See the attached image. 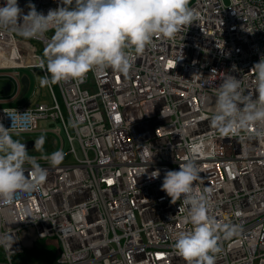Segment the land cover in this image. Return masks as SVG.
Segmentation results:
<instances>
[{"label": "built area", "instance_id": "2783aa9c", "mask_svg": "<svg viewBox=\"0 0 264 264\" xmlns=\"http://www.w3.org/2000/svg\"><path fill=\"white\" fill-rule=\"evenodd\" d=\"M61 3L74 6V0H17L23 15L29 4L46 15ZM188 7L195 19L175 37L156 35L143 51L129 50L135 60L128 74L90 71L55 84L59 99L48 84L47 102L34 86L33 103L0 107L5 128L10 109L32 114L30 129L19 134L38 133V122L50 119L63 151L57 165L30 155L47 170L46 180L0 205V237H11L0 243V264H40L14 258L49 238L59 245L52 264H185L174 237L192 226L184 223L183 201L172 203L161 185L190 156L209 215L240 226L230 238L221 234L215 264H264V129L225 136L210 120L224 75L252 94L250 69L264 57V0H189ZM50 39L0 28V71L40 68L34 42L45 52ZM8 75L15 100L21 77ZM30 168L25 164L29 177Z\"/></svg>", "mask_w": 264, "mask_h": 264}, {"label": "clouds", "instance_id": "9594fccd", "mask_svg": "<svg viewBox=\"0 0 264 264\" xmlns=\"http://www.w3.org/2000/svg\"><path fill=\"white\" fill-rule=\"evenodd\" d=\"M61 4L46 15L39 13L33 4L28 5L29 11L23 15L17 0H5L4 6H0V28L11 27L26 39L53 31L44 56L38 62L46 73L41 78L45 85L80 80L90 71L102 72L109 68L126 75L135 60V56L129 54L130 49L143 51L156 35L173 38L195 19L188 7L189 0H74L71 7ZM250 72L253 77L251 95L245 94L240 79L232 75H224L217 89L210 120L225 136L240 135L257 125L264 129V57ZM5 113L11 126L5 128L0 124V205H11L18 193L38 190L46 180L47 170L9 131L13 129L19 134L30 129L34 120L32 114L28 110L19 113L15 108ZM44 141L45 137L40 136L34 147L39 145L42 149ZM42 158L57 165L63 159V151L57 150ZM25 164L31 166V177L25 175ZM158 176V170L150 174L153 179ZM198 178V168L190 156L179 165L178 171L165 173L161 190L172 203L183 201L184 223L192 226L175 234L176 253L185 264H215V254L221 251L218 243L221 234L230 238L238 234L240 226L219 223L209 215L208 195L195 185ZM7 240L11 237H0V243ZM12 243L5 246L10 250Z\"/></svg>", "mask_w": 264, "mask_h": 264}, {"label": "rangeland", "instance_id": "374dc122", "mask_svg": "<svg viewBox=\"0 0 264 264\" xmlns=\"http://www.w3.org/2000/svg\"><path fill=\"white\" fill-rule=\"evenodd\" d=\"M227 0H224V2H226ZM53 31H48L45 33V35L49 38H51L53 36ZM34 44L37 47V53L40 56V58H43L44 56V50L42 48V46L38 43V42H34ZM3 73H6V76H3L4 78V82L6 83H12V76L8 75L11 72H17L20 77L22 75H26L28 80H29V89L28 91L22 96V97H18L17 99H15L14 101H12L10 104H6L7 106H15L18 104L21 105H28L33 103L36 99L31 95V92L34 88V86H38L39 88H41V94H40V101L41 102H47L49 100V94L46 88L45 84L41 83V78L43 77L42 75V71L40 68H35L33 71L30 69H23V68H19V69H10V70H4V71H0ZM54 92L57 96V98L59 99V94H58V90L55 84H52ZM1 96H5V97H13L14 96V89L11 88L10 90H8L7 92H0ZM50 120V119H49ZM49 120H45V121H39L38 122V127L39 130H41L38 133H34V134H12L13 139L19 140L20 142H24V141H28L27 139H29V141L32 142V146L27 149L28 150V154L29 155H49L53 152H55L57 150V148H59V143L57 144V142L60 141L59 136L53 132V129L56 128V124L49 121ZM40 136H44L45 137V141L43 144V148L41 149L39 145H36L34 147V142L40 137ZM46 239H40L37 240L34 243V246L32 248L29 249H25L24 252L22 254H20V256L24 259H34L36 256H38V251L39 249L36 248L41 242H44ZM36 246V247H35Z\"/></svg>", "mask_w": 264, "mask_h": 264}, {"label": "trees", "instance_id": "16d2710c", "mask_svg": "<svg viewBox=\"0 0 264 264\" xmlns=\"http://www.w3.org/2000/svg\"><path fill=\"white\" fill-rule=\"evenodd\" d=\"M36 247V246H35ZM58 242L55 238L46 239L44 242H41L36 248L39 249L38 256L34 259L22 258L20 255L15 256V260L18 261H34L40 264H52L55 260V257L58 252Z\"/></svg>", "mask_w": 264, "mask_h": 264}, {"label": "water", "instance_id": "95a60500", "mask_svg": "<svg viewBox=\"0 0 264 264\" xmlns=\"http://www.w3.org/2000/svg\"><path fill=\"white\" fill-rule=\"evenodd\" d=\"M20 79L23 86L21 96H23L27 91L29 80L26 75H22ZM0 89H2L4 92H7L8 90H10V83L0 81ZM23 143L25 144L26 149H29L32 146V142L29 140L24 141Z\"/></svg>", "mask_w": 264, "mask_h": 264}, {"label": "crops", "instance_id": "0c3cea01", "mask_svg": "<svg viewBox=\"0 0 264 264\" xmlns=\"http://www.w3.org/2000/svg\"><path fill=\"white\" fill-rule=\"evenodd\" d=\"M6 75H7L6 73L0 72V81L1 82H4L3 76H6ZM0 92L3 93L4 91L2 89H0ZM11 99H12V97L9 98V97H5V96H1L0 95V107H8L6 104H10L12 101H14V100H11Z\"/></svg>", "mask_w": 264, "mask_h": 264}]
</instances>
